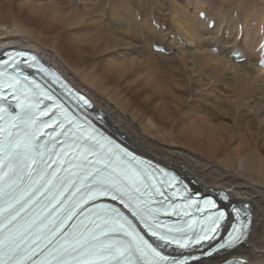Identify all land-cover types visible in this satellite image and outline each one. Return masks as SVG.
I'll return each mask as SVG.
<instances>
[{"label":"bare ground","instance_id":"6f19581e","mask_svg":"<svg viewBox=\"0 0 264 264\" xmlns=\"http://www.w3.org/2000/svg\"><path fill=\"white\" fill-rule=\"evenodd\" d=\"M68 1L5 0L0 5V52L15 46L35 51L92 99V112H101L105 129L129 148L192 179L197 191L223 189L229 202L249 204L246 239L223 255L192 264L237 257L245 259L241 264H264V71L256 65L254 51L258 25L264 24V0H109L107 9L99 5L98 13L89 7L96 0L84 1L90 14ZM199 11L214 20L212 28L198 17ZM102 13L104 20L94 19ZM234 48L243 52V62L228 57ZM102 52L108 53L101 59L104 64L97 60ZM163 94L170 101L155 104ZM207 98L216 113L206 111ZM227 101L252 118L237 124L233 115L230 125L213 124L211 117ZM182 115L192 118L177 132ZM195 129L210 140H199ZM182 137L185 141L179 142ZM174 139L184 148L171 145Z\"/></svg>","mask_w":264,"mask_h":264},{"label":"snow or ice","instance_id":"6c2138e0","mask_svg":"<svg viewBox=\"0 0 264 264\" xmlns=\"http://www.w3.org/2000/svg\"><path fill=\"white\" fill-rule=\"evenodd\" d=\"M8 85L15 88L12 80ZM17 107L21 112L7 120L0 107V264H133V257L135 264H151L149 255L163 260L128 220L138 219L165 244L175 239L158 235L149 223L152 208L136 179L144 173L114 166L115 154L96 139L100 133L87 116L80 123L68 119L67 127L60 121V151L49 152L50 141L41 138L51 134L35 127L36 113L48 112L34 104ZM128 156L123 152L121 159ZM234 232L239 234L229 233L220 247L239 244L246 226Z\"/></svg>","mask_w":264,"mask_h":264},{"label":"rangeland","instance_id":"374dc122","mask_svg":"<svg viewBox=\"0 0 264 264\" xmlns=\"http://www.w3.org/2000/svg\"><path fill=\"white\" fill-rule=\"evenodd\" d=\"M32 1V0H31ZM59 1V0H58ZM69 1H71V0H69ZM68 1V2H69ZM84 1H87V3H88V0H73V1H71L72 3L73 2H75L76 3V6L74 5V8L77 10V11H81L82 9H83V12L85 11H87V13H88V11H89V14H90V12H92V10L95 8V10H94V12L95 13H98V11H100L101 9H99V5H101V6H104V8L105 9H107V6H108V4H109V0H105V2H107V3H105L104 2V0H102L101 2L100 1H94V0H92V2L94 3H91V0H89V2L91 3L90 4V8L92 7V10L89 8V10H87V8L88 7H86L85 8V4H86V2H84ZM5 2V0H0V5H1V3H4ZM71 2H69V3H71ZM99 2V3H98ZM104 4H103V3ZM103 5H102V4ZM138 3H140V0H138ZM67 4V3H66ZM93 4V5H92ZM98 4V5H97ZM86 10H85V9ZM97 8H98V11H97ZM101 8V7H100ZM85 12H84V14H85ZM139 12V11H138ZM163 11H160V12H158V13H160L159 15H162V17L163 18H165V16H166V12H163ZM86 13V14H87ZM22 15H25L24 13L22 14ZM102 15H105L104 13H102V14H98V15H95L96 17L94 18V19H97V20H100L98 17H100L101 18V21L102 20H104L105 18V16H102ZM164 15V16H163ZM138 17H140V15H137V18ZM101 21H99L100 22V27L101 28H104L103 30L104 31H109V29L108 28H106L105 26H104V23L103 22H101ZM50 22V21H49ZM39 23H41V22H39ZM165 23H166V20H165ZM46 24L48 25V23L46 22ZM102 24H103V26H102ZM170 31H172V30H170ZM169 34H171V35H173V33H169ZM165 37V36H164ZM85 44V46H87L88 47V44H86V43H84ZM90 46V45H89ZM105 53V54H104ZM103 54L106 56V54H108V53H106V52H102V54L101 55H99V58H97V60H98V62H100V64H104V60H101V59H104V58H106V57H104L103 56ZM103 57V58H102ZM100 60V61H99ZM165 77H170V78H172V76L170 75H168V73H165V72H163L162 73ZM174 77H178V78H180V75H181V73H179V72H175L174 71ZM192 77L195 79V78H198V77H195V75H192ZM220 88H221V86H220ZM220 88H218V90L220 89ZM220 90H222V89H220ZM175 91V90H174ZM218 92H220V91H218ZM218 92H215L214 94H216V96H218L219 95V93ZM228 94V93H227ZM226 94V95H227ZM162 96V97H161ZM161 96H159L158 97V99L154 102L155 104L157 103V101H160V100H163V101H165V102H169L170 101V98L166 95V94H163V95H161ZM210 97V96H209ZM222 97V96H221ZM208 101V102H207ZM211 101V102H210ZM206 105H205V109H206V111H211L212 113H216V110H212L211 109V104H212V100H211V98H210V100H208V98L206 99ZM163 105H166V104H163ZM209 108V109H208ZM161 109V105H158L157 106V109H156V111L157 112H159V111H161L160 110ZM168 109V108H167ZM193 111L195 112V110H191V111H189V113L190 112H192L191 114H193ZM214 111V112H213ZM223 111V112H222ZM160 113V112H159ZM218 114L214 117V116H212L211 118H212V120H211V122L213 123V124H222V125H230V124H232V122H233V118H232V116L234 115H236V117H235V120H237V124H238V121H247V120H250L252 117H251V114L248 112L247 114H245V115H243L242 114V112H238L237 110H235V108L234 107H232V105L229 103L228 104V101H227V103H225L224 104V106H223V108H222V110H221V112H217ZM221 113V114H220ZM224 113V114H223ZM244 113V112H243ZM161 114H164V113H161ZM225 115V116H224ZM126 116H128V118L129 119H131L132 118V116H131V114L129 115V113L128 114H126ZM190 116H192V115H190ZM189 115H187L186 117H188V118H186L184 115H182V117H181V120H180V122L178 123L179 125H180V123L182 124V125H180V130H177V132L178 131H180V132H182L183 131V128H184V126L185 127H187V126H189L188 125V123L186 122L187 120H188V122H190V118H192V117H190ZM223 116V117H222ZM244 116V117H243ZM131 117V118H130ZM214 118H215V120H214ZM232 119V120H231ZM136 123V125H138V122H135ZM240 124V123H239ZM178 125V126H179ZM138 127H140L139 125H138ZM241 129V130H240ZM239 130L241 131V133L244 131V129H243V127L240 125L239 126ZM264 130V125H262L261 126V132ZM195 133H197V134H195L194 136H196V137H198V138H200L199 140H201V141H203L204 143L205 142H208L209 140H210V135L209 134H207L205 131H198V130H196L195 129ZM114 132V131H113ZM260 132V134L262 135L263 133H261ZM176 134H178V133H176ZM261 135H260V137H261ZM262 138V137H261ZM260 138V139H261ZM185 141V139L182 137V138H180V140H179V142H184ZM261 141H262V139L259 141L260 143H261ZM172 144H175V145H173L175 148H177V149H180V148H184V146L185 145H183V144H181V143H178L177 142V140L176 139H174V142L172 143L171 142V145ZM177 146V147H176ZM190 149V147H185V149ZM192 148V147H191ZM231 148H235V144L233 143L232 144V147ZM134 150V149H133ZM135 151V150H134ZM230 152L232 151V149H230L229 150ZM141 155V154H140ZM151 159V158H150ZM186 179H188L187 177H186Z\"/></svg>","mask_w":264,"mask_h":264}]
</instances>
